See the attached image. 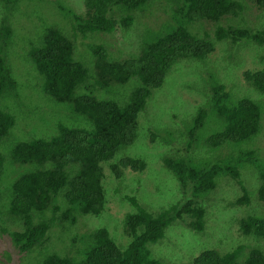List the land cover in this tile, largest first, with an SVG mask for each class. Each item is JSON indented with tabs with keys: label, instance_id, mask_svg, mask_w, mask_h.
<instances>
[{
	"label": "trees",
	"instance_id": "16d2710c",
	"mask_svg": "<svg viewBox=\"0 0 264 264\" xmlns=\"http://www.w3.org/2000/svg\"><path fill=\"white\" fill-rule=\"evenodd\" d=\"M0 1L14 4L17 0ZM149 1L152 0H83V15L70 12L72 17L68 21L72 36L63 29L47 27L41 43L33 45L28 52L42 80V92L56 103L69 106L75 125H59L47 138L18 139L13 146L0 150V153L9 154L10 163L6 164L5 174L11 167L31 166L29 172L16 173L17 179L11 178L13 180L5 186L6 191H0V236L7 237L9 248L22 255L23 260L34 255L32 264H158L155 257L151 258L147 245L160 241L166 228L176 220L190 229L202 230L205 211L196 197L214 190L219 177L228 176L239 186L242 196L235 204L249 203V192L239 172L243 168L255 172L256 199L264 209V163L258 159L260 154L257 157L254 150L246 149L260 134L262 106L248 97H236L217 80L210 90L202 92L203 103L210 109H205L203 104L196 109L193 128L185 137L186 151L192 152V143L204 123L216 121L218 127L208 134L205 145L215 150L232 144L235 150L238 146L237 152H225V162L208 159L204 166L184 159L164 160L162 166L176 177L181 191L190 192V196L155 214L140 208L134 197L125 199L133 207L131 212L137 210L125 217L124 233L128 239L125 247L117 245L104 228L75 233L79 217L98 216L103 212L107 198L101 164H110L120 147L134 143L138 115L144 112L152 92L162 87L174 64L181 59H206L214 52L217 42L264 45V30L249 27L251 22L244 18L248 7L243 4L248 1L257 10H264V0H172L185 21L213 25L214 38L210 39L206 32L202 37L193 34L180 25L144 44L139 55L130 54L123 60L112 58L103 45H96L93 47L92 79L89 80L87 67L80 59H74V48L78 44L75 32L81 35L112 33L117 23L111 13L118 7L129 12H123L126 16L121 19L123 27L129 26L132 13L142 11ZM229 18H238L239 22L223 26L222 20ZM10 71L9 65L0 58V97L13 87ZM242 76L257 93H264V69L244 71ZM131 79H135L137 85L123 106L107 99L108 94ZM0 108L4 109H0L1 141L17 118L9 113L6 105ZM3 164L4 158L0 155V171ZM119 168L142 172L145 163L125 158L110 170L120 176ZM239 231V236L245 239L256 243L264 241V217L247 214L239 221ZM58 242L65 243L64 248L49 251V244L56 246ZM43 251L46 254L40 259L38 256ZM182 264H264V252L252 244H237L229 250H204L191 262Z\"/></svg>",
	"mask_w": 264,
	"mask_h": 264
},
{
	"label": "rangeland",
	"instance_id": "374dc122",
	"mask_svg": "<svg viewBox=\"0 0 264 264\" xmlns=\"http://www.w3.org/2000/svg\"><path fill=\"white\" fill-rule=\"evenodd\" d=\"M243 4L248 7L244 18L251 22L249 27L256 31L264 30V10H257L248 1ZM83 11V0H17L14 4L0 1V58L9 65L10 76L14 81L10 92L0 97V107L6 105L11 111L7 112L17 118L8 135L0 141V150L13 146L18 139L27 141L30 138H47L59 125H75L71 108L56 103L42 92V80L30 61L28 52L33 45L41 43L47 27L60 31L63 29L72 36L68 21L72 17L70 12L83 15ZM123 12L129 13L120 7L112 10L111 18L117 23L112 33L88 32L81 35L75 32L78 44L74 48V59H80L87 67L89 80L92 79L93 47L96 45H103L112 58L123 60L130 54L134 57L139 55L144 44L155 41L180 25L193 34L202 37L206 32L210 39L214 38L213 25L203 21H185L172 0L149 1L142 11L132 13V22L126 27L121 24V19L126 16ZM238 18L222 20V25H235L239 22ZM261 69H264V45L258 46L252 42H217L214 52L206 59H181L174 64L164 78L162 87L152 92L144 112L138 115L134 143L120 147L110 164H101L104 174L102 185L107 198L103 212L98 216L79 217L74 226L75 233L83 234L104 228L117 245L125 247L128 239L124 233V221L133 209L125 199L134 197L140 208L155 214L190 196V192L181 191L176 177L162 166L164 160L184 159L204 166L208 159L210 162L216 159L225 162V152H237L238 146L235 150L231 147L232 144L215 150L205 145L208 134L218 127L216 121L204 123L192 143V152L186 151L185 137L193 128L196 109L202 104L205 109H210V106L203 103L202 92L210 90L214 81L219 80L225 85V90L236 97H248L261 104L262 128L259 136L248 143L246 149L254 150L257 157L260 154L258 159L264 163V93H257L242 76L244 71ZM136 85L137 81L131 79L116 92L108 91L112 94H108L107 99L123 106ZM210 118L213 120V117ZM190 142L191 140L189 144ZM0 155L4 158L0 191L5 192V186L16 178V173L29 172L31 166L11 167L5 174L6 164L10 163L9 154ZM125 158L141 160L145 163V169L134 173L130 169L119 168L120 176L113 174L110 168L117 166ZM239 172L242 184L249 192L248 204H235L242 196L239 186L228 176L219 177L214 190L196 197L197 203H201L205 211L203 229H190L181 225L179 220L173 221L160 241L147 245L151 258L154 260L155 257L158 264L189 263L204 250H229L237 244H252L264 252L263 240L256 243L237 233L240 219L247 214L264 217V209L256 199L258 183L257 177H253L255 172L249 168L239 169ZM135 212L137 210L131 213ZM1 223L0 219V229ZM7 240L6 236H0V256L2 251L5 254L3 258L0 257V264H32L34 255L23 260L22 255L9 248ZM63 245L65 243L58 242L56 246L50 243L49 251H59L64 248ZM85 247L87 243L84 249ZM45 254L43 251L38 257L41 259Z\"/></svg>",
	"mask_w": 264,
	"mask_h": 264
},
{
	"label": "clouds",
	"instance_id": "9594fccd",
	"mask_svg": "<svg viewBox=\"0 0 264 264\" xmlns=\"http://www.w3.org/2000/svg\"><path fill=\"white\" fill-rule=\"evenodd\" d=\"M97 230V229H96Z\"/></svg>",
	"mask_w": 264,
	"mask_h": 264
}]
</instances>
